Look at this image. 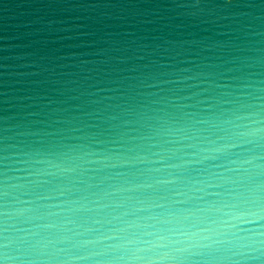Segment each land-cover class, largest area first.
Masks as SVG:
<instances>
[{"label": "water", "instance_id": "obj_1", "mask_svg": "<svg viewBox=\"0 0 264 264\" xmlns=\"http://www.w3.org/2000/svg\"><path fill=\"white\" fill-rule=\"evenodd\" d=\"M0 264H264V0H0Z\"/></svg>", "mask_w": 264, "mask_h": 264}]
</instances>
